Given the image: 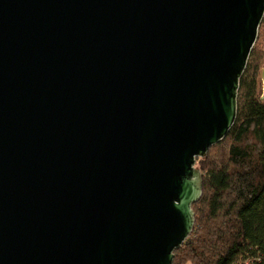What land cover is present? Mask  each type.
Listing matches in <instances>:
<instances>
[{
	"label": "water",
	"instance_id": "95a60500",
	"mask_svg": "<svg viewBox=\"0 0 264 264\" xmlns=\"http://www.w3.org/2000/svg\"><path fill=\"white\" fill-rule=\"evenodd\" d=\"M263 17L264 0H0V264H173Z\"/></svg>",
	"mask_w": 264,
	"mask_h": 264
},
{
	"label": "trees",
	"instance_id": "16d2710c",
	"mask_svg": "<svg viewBox=\"0 0 264 264\" xmlns=\"http://www.w3.org/2000/svg\"><path fill=\"white\" fill-rule=\"evenodd\" d=\"M263 24L264 17L258 37ZM256 43L239 80L235 122L197 166L203 193L192 205L193 232L173 264H264L263 55Z\"/></svg>",
	"mask_w": 264,
	"mask_h": 264
},
{
	"label": "rangeland",
	"instance_id": "374dc122",
	"mask_svg": "<svg viewBox=\"0 0 264 264\" xmlns=\"http://www.w3.org/2000/svg\"><path fill=\"white\" fill-rule=\"evenodd\" d=\"M256 42L255 43H256L257 51H260V53L262 52V55H263V60L261 63V74H259V80L261 83V92L264 95V24L260 30L259 37L256 40ZM200 159L201 158L197 159L196 166L198 167H200Z\"/></svg>",
	"mask_w": 264,
	"mask_h": 264
},
{
	"label": "built area",
	"instance_id": "2783aa9c",
	"mask_svg": "<svg viewBox=\"0 0 264 264\" xmlns=\"http://www.w3.org/2000/svg\"><path fill=\"white\" fill-rule=\"evenodd\" d=\"M246 264H248V261L246 262Z\"/></svg>",
	"mask_w": 264,
	"mask_h": 264
}]
</instances>
